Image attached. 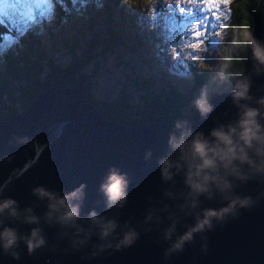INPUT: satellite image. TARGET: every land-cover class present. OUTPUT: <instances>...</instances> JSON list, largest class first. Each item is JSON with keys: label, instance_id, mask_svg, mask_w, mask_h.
Masks as SVG:
<instances>
[{"label": "water", "instance_id": "water-1", "mask_svg": "<svg viewBox=\"0 0 264 264\" xmlns=\"http://www.w3.org/2000/svg\"><path fill=\"white\" fill-rule=\"evenodd\" d=\"M264 42V0L253 16V31ZM253 53L250 43L246 50L243 72L251 70ZM232 85L218 91L210 100L214 111L202 118L199 113L186 119L194 131L206 134L216 120L227 122L236 113L230 92ZM264 75L254 77L252 94L264 95ZM224 113H228L227 117ZM174 124L154 123L129 126L108 120L90 104L77 87L53 86L37 95L29 107L0 120V199L12 197L21 208L32 206L43 215L45 208L32 195V189L44 185L60 192L71 191L86 184V196L81 216L95 209L117 217L121 224L131 220L140 232L137 242L121 251L109 250L93 255L92 243L76 250L59 226L43 225L48 238L46 247L29 255L24 244L16 260L0 249V264H264V183L250 181L237 191L251 195L258 202L241 210L238 218H229L214 231L197 234L195 241L183 252L163 258L167 243L161 231L143 224L146 209L159 202L172 204L163 196L170 185L160 176L158 160L167 155L169 134ZM151 151L152 156L146 158ZM9 158H11L9 160ZM115 166L129 175L128 203L123 209L110 212L99 191L100 183ZM177 180L181 182L180 177ZM205 207L219 208V202L205 201ZM191 223V220L185 221ZM21 233L31 227L20 222L15 225ZM179 232H183L181 227ZM206 245V251L204 246Z\"/></svg>", "mask_w": 264, "mask_h": 264}, {"label": "clouds", "instance_id": "clouds-1", "mask_svg": "<svg viewBox=\"0 0 264 264\" xmlns=\"http://www.w3.org/2000/svg\"><path fill=\"white\" fill-rule=\"evenodd\" d=\"M249 43L254 63L232 85L230 96L237 109L234 116L227 122L217 119L207 134L203 130L194 131L186 120H177L169 134L168 154L158 160L161 179L170 185L163 196L172 204L161 201L158 206L146 209L143 224L148 231L153 227L161 231V238L167 243L165 260L183 252L197 234L214 231L217 225L238 218L241 210L258 202L257 198L237 191L250 181L264 183V95L254 96L251 92L254 77L264 75V42L250 35ZM219 78L225 80L224 74L220 73ZM210 101L204 86L192 102L204 119L214 111ZM228 115L224 113L225 117ZM151 156L149 151L146 158ZM129 187L128 173L112 166L99 187L108 212L126 206ZM86 188V184H80L71 191L60 192L44 185L34 187L32 195L45 208L42 216L32 206L21 208L20 202L12 197L0 199V249L16 260L20 259L21 244L26 245L29 255L35 254L48 244L43 225L59 226L76 250L88 246L96 237L97 242L92 243L94 256L133 246L140 232L131 220L121 224L117 217L95 209L81 216ZM205 201L219 202L222 206L205 207ZM187 220L192 222L186 223ZM16 222L33 226L30 233H21L18 226H10ZM181 227L182 233L178 231Z\"/></svg>", "mask_w": 264, "mask_h": 264}, {"label": "trees", "instance_id": "trees-1", "mask_svg": "<svg viewBox=\"0 0 264 264\" xmlns=\"http://www.w3.org/2000/svg\"><path fill=\"white\" fill-rule=\"evenodd\" d=\"M77 1L57 0L53 22L56 25L70 22ZM126 1L105 0L103 6L106 18L102 26L99 29L94 27L89 38L78 40L73 37L62 43L68 55L65 63L59 61L56 55L44 52L35 33H28L23 38L24 49L20 54H5L4 66L0 70V120L27 109L31 101L47 89L63 85L77 87L108 120L129 126L174 124L177 120H186L198 113L192 102L204 86H207L211 99L220 89L233 85L234 80L243 73L246 50L253 31V14L260 0H237L236 5H233L232 32L217 64L218 75L214 78L205 69L190 66L192 82L185 93L170 84L165 89L155 90L149 78L137 77L131 80L126 89L122 87L113 98L103 102L93 98L91 84L94 83L95 76L87 73V67H93L94 64L98 67L101 59L112 54L118 47H124V51L129 52L123 44L124 40L116 23L122 19L119 14ZM117 9L120 11L113 17L112 12H117ZM242 22L244 27L241 26ZM41 29L48 31L45 27ZM236 29L239 33L235 32ZM245 30L250 33L244 36ZM5 32L6 27L0 25V34ZM220 73L224 74L225 80H220ZM132 91L137 97L135 101L130 100Z\"/></svg>", "mask_w": 264, "mask_h": 264}, {"label": "rangeland", "instance_id": "rangeland-1", "mask_svg": "<svg viewBox=\"0 0 264 264\" xmlns=\"http://www.w3.org/2000/svg\"><path fill=\"white\" fill-rule=\"evenodd\" d=\"M104 1L78 0L71 21L60 25L53 22L54 13L49 19L41 20L37 12L38 23L26 34L21 35L6 28V31L11 32L13 40H0V70L4 66L5 54L12 53L16 56L22 52L23 38L28 33H35L44 52L56 55L59 61L65 63L68 55L62 43L70 41L73 37L78 40L89 38L94 27L100 28L106 18ZM236 1L231 0L227 5L221 4L217 10L220 19H216L210 13L200 10L205 7L203 4L178 5L175 0H127L122 4L119 14L122 19L116 21L119 28L115 27L120 30L123 44L129 52H125L124 47H118L112 54L102 58L98 67L95 64L93 67H87V73L95 76L94 83L91 84L93 98L101 102L113 98L122 87L126 89L131 80L137 77L149 78L155 90L165 89L166 85L170 84L185 93L190 89L192 82L190 66L205 69L211 78L217 76V64L224 54L232 32L233 5H236ZM179 7L188 8L187 16L180 14ZM119 11L117 9V12H112L113 17H116ZM9 12L11 13V9ZM205 15L215 27L209 26L204 41H197L203 43L200 47L203 51L186 47L185 45L196 40L186 31L187 27L194 20L203 19ZM168 18L183 22L184 27L171 32L165 22ZM241 26H245L243 22ZM43 27L48 28V31L42 30ZM243 32V35L250 33L248 30ZM130 100H137L133 91Z\"/></svg>", "mask_w": 264, "mask_h": 264}, {"label": "snow or ice", "instance_id": "snow-or-ice-1", "mask_svg": "<svg viewBox=\"0 0 264 264\" xmlns=\"http://www.w3.org/2000/svg\"><path fill=\"white\" fill-rule=\"evenodd\" d=\"M76 2V0H74ZM176 4H203L205 7L200 9L205 13H210L216 19H220L217 15V10L221 4H229L231 0H175ZM57 0H0V25H4L11 32H16L21 35L26 34L37 21V12L41 20L49 19L54 13V6ZM11 9V13L9 12ZM179 12L182 16H187L188 8L179 7ZM19 19H16V17ZM6 18V19H5ZM166 26L171 32H175L184 27V23L177 21L175 18L166 19ZM215 27L210 23L207 15L203 19L194 20L186 31L190 36L196 38L195 42L185 45L188 48H200L208 33V27ZM11 32L6 31L0 34V39L12 41Z\"/></svg>", "mask_w": 264, "mask_h": 264}, {"label": "bare ground", "instance_id": "bare-ground-1", "mask_svg": "<svg viewBox=\"0 0 264 264\" xmlns=\"http://www.w3.org/2000/svg\"><path fill=\"white\" fill-rule=\"evenodd\" d=\"M83 93V92H82ZM84 94V93H83ZM85 95V94H84ZM85 97H86V95H85ZM87 98V97H86ZM88 100V99H87ZM88 102H89V100H88ZM90 103V102H89ZM91 104V103H90ZM93 105V104H92ZM94 106V105H93ZM95 107V106H94ZM98 110V109H97ZM99 111V110H98ZM101 112V111H100ZM102 113V112H101ZM103 115V114H102Z\"/></svg>", "mask_w": 264, "mask_h": 264}]
</instances>
